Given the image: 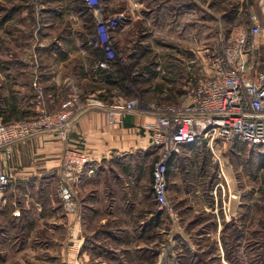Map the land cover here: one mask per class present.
I'll list each match as a JSON object with an SVG mask.
<instances>
[{"label":"rangeland","instance_id":"1","mask_svg":"<svg viewBox=\"0 0 264 264\" xmlns=\"http://www.w3.org/2000/svg\"><path fill=\"white\" fill-rule=\"evenodd\" d=\"M96 1L94 6H89L82 0L95 18L93 29V22H89L88 26H80L79 31L76 29L75 11L67 0L49 1L46 5L49 7L53 3L56 13L62 15L60 22L67 23V40L83 39V34L88 33V38L96 43L97 21L106 17L116 18L114 26L108 29L113 56L106 68L119 70L120 67L122 71H119L114 84L100 86L104 95L77 96V99L82 103L94 100L98 104H110L121 97L135 100V109L139 111L184 102L187 91L194 85L199 73L196 66V62H199L196 59L200 48L198 41L206 37L204 42L210 49L219 48L220 31L208 25L203 30V25L208 23L198 24L195 21L193 25L196 30L187 41L189 47L185 48L182 42H171L165 35V38H160L150 24L156 20L152 15L146 29L135 21L123 42L130 44L116 48L112 45L111 33L118 28L124 15L122 11H116L103 16V0ZM123 1L131 12L154 4L153 0ZM184 1H176V14L185 13L189 16L188 22L202 15L207 17V12L203 14V0H189L187 4ZM42 2L0 0V57L14 55V58L28 56L33 61L37 59ZM118 2L122 4L121 0ZM256 2L253 0L251 8L255 12L250 11L248 4L242 0V6L234 17L232 15L231 24H246L248 13H255L260 27L259 36H264V0H258L257 6ZM157 8H152L154 13ZM214 10L211 13H215ZM21 28L22 35L29 37L28 40H19L18 30ZM142 29L146 30L144 34H140ZM49 34L50 39L57 40V27ZM258 47V58L262 62L256 69L263 70L264 51L261 50L264 44L260 43ZM102 54L101 50L100 57ZM193 57L196 61L190 62L189 59ZM15 65L10 58H0V70H10ZM179 154L173 159V153L167 164V208H158L151 196L150 215L136 212L132 222L126 223L128 226L118 219H110V208L104 206L105 202L98 203L94 209H86L92 212L94 221L100 217H105V220L90 223L94 229L83 240L84 255L60 253L61 244L50 238V235L57 234L58 237L61 234L60 229L56 230L48 222L51 213H60L46 207L47 193L28 191L29 197L37 201V209L29 202L23 203L21 192H16L10 199L6 198L0 207V264H264V150L233 139L224 144L220 142L212 149L204 145L197 150L181 149ZM149 187L151 189V180L147 190ZM52 196L55 201L59 199L56 184ZM16 208L19 212L14 215L12 212ZM17 216L22 219L14 221ZM48 228L55 231L51 232Z\"/></svg>","mask_w":264,"mask_h":264},{"label":"crops","instance_id":"2","mask_svg":"<svg viewBox=\"0 0 264 264\" xmlns=\"http://www.w3.org/2000/svg\"><path fill=\"white\" fill-rule=\"evenodd\" d=\"M42 1L44 3L40 4L41 23L39 25V45L37 46L39 55L37 59L33 61L28 56L14 58V55L0 57L1 60L10 58L16 63L14 68L17 69L15 72L13 67L10 70L4 68H1L4 70H0V117L3 121L30 119L37 113L39 104L43 105L47 111L57 110L60 108V104L72 95L79 98L94 94L102 96L105 93H102L103 89H99L100 86L107 83L114 84L119 76V71H122L120 67L119 70L109 67L99 68L97 60L100 58L101 50L94 41L88 38L89 34H83L85 36L83 39L80 37V39L67 40L65 35L67 23L60 22L62 15L56 13L53 3L49 7L46 6L49 1L55 3V0ZM67 1L75 11L77 31L80 26L81 28L84 25L88 26L89 22L94 21L95 16L82 0ZM118 1H101L103 16L111 15L116 11H122L124 15L117 26L118 28L111 33L112 45L116 48L130 44V42L125 44L123 42L126 34L132 30V24L135 21H138L144 28L148 27L152 15L156 17V20L150 24L157 30L160 38L165 35L171 42L174 41L177 44L182 42V46L188 48L187 41L196 30L193 25L195 21L198 24L208 23L203 25V30L208 25L209 28L226 32L235 12L237 13L242 6V0H203V14L207 12V17L202 15L194 19L190 13L193 20L188 22L189 16L185 13L176 14L177 0H153L154 4L136 12H131L125 1L121 0L122 4ZM188 1L183 3L187 4ZM245 2L250 11L256 12L251 9L254 5L253 0H245ZM215 7L217 10H214ZM152 8H157L156 13ZM211 10L216 12L211 13ZM55 27L59 31L57 40L49 38L50 30H54ZM18 31L20 33L19 40L29 39L22 35V28ZM145 31L142 29L139 32L144 34ZM205 39L206 37H201L198 41L200 48L196 55V59H199L197 61H200L204 55V47L207 46L204 42ZM256 40V51L259 55L258 44H264V36L258 35ZM137 42L141 43L142 40H137ZM263 49L264 47L261 51H264ZM193 59L194 57L189 61L191 62ZM33 63H35L34 66H32ZM19 64L21 65L19 66ZM34 80L38 89L32 85ZM37 90L39 96H37ZM117 98L124 100L121 97ZM148 116L140 111L123 112L119 115L120 123L109 124L102 109L92 108L78 115L71 124L65 140H59L54 134L44 132L12 146L4 156L3 168L10 177L0 199V207L4 205L6 198L10 199L15 196L16 192H21L24 204L29 202L30 206L35 205L36 207L38 203L31 196L29 197L28 191L47 193V198L46 195L44 196L47 199V201L45 199L46 207H50L52 212L57 213L58 210L60 213L59 215L51 213L48 222L52 223L56 230L60 229L61 232L58 237H56L57 234L52 237L49 235L56 242L58 240L61 244L59 252H64L66 255L71 253L84 255L83 240L94 229L90 223H100L105 220V217H100L94 221L92 212L86 211V209H94L101 202H105L104 206L110 208L108 211L110 219H118L121 224L125 225L132 222V216L136 212L149 216L152 210L150 205L152 194L150 187L147 190V185L150 186L151 164L156 157L157 149L148 142L144 126L146 122L151 121V117ZM68 146L82 148L89 159L77 175L74 186L75 209L73 212L64 210L60 200L56 199L57 201H55L52 196L58 178L60 155L62 149ZM202 146L196 144L183 146L181 149L197 150ZM179 153L175 154L173 159L177 158ZM181 155L183 154H179V156ZM185 156L187 158L188 154ZM20 207L22 206L20 205ZM193 207L194 205H192ZM19 218L22 219L21 216H17L14 221ZM55 229L48 228L51 232H54ZM53 243L55 244V242Z\"/></svg>","mask_w":264,"mask_h":264},{"label":"built area","instance_id":"3","mask_svg":"<svg viewBox=\"0 0 264 264\" xmlns=\"http://www.w3.org/2000/svg\"><path fill=\"white\" fill-rule=\"evenodd\" d=\"M83 1L89 6L97 2ZM115 21V17H106L96 23L95 44L103 52L97 60L99 68H106L112 60L108 29ZM259 32L258 17L249 12L246 24L233 23L225 33H218L219 48L204 47L203 57L196 62L199 73L184 102L140 111L151 117L144 126L149 144L157 149L151 168V194L158 208H167V164L172 154L179 153L183 146L199 144L212 149L220 142L234 139L264 150V69H256L262 62L255 44ZM32 85L37 87L35 80ZM92 108L102 109L109 124L120 123L119 115L123 112L139 111L135 109V100L82 103L72 95L54 111H47L39 104L37 113L30 119L3 121L0 117V199L10 177L3 168L4 156L12 146L44 132L65 140L78 115ZM88 161L82 148L62 149L56 193L66 211L75 206L77 175ZM12 213L17 215L18 210Z\"/></svg>","mask_w":264,"mask_h":264},{"label":"trees","instance_id":"4","mask_svg":"<svg viewBox=\"0 0 264 264\" xmlns=\"http://www.w3.org/2000/svg\"><path fill=\"white\" fill-rule=\"evenodd\" d=\"M259 154V153H258ZM168 170H166V172H167Z\"/></svg>","mask_w":264,"mask_h":264}]
</instances>
